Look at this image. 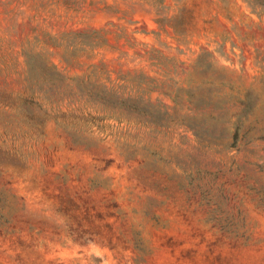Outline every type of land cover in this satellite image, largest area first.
Returning a JSON list of instances; mask_svg holds the SVG:
<instances>
[{"label":"rangeland","instance_id":"rangeland-1","mask_svg":"<svg viewBox=\"0 0 264 264\" xmlns=\"http://www.w3.org/2000/svg\"><path fill=\"white\" fill-rule=\"evenodd\" d=\"M25 52L143 118L21 109ZM0 264H264V0H0Z\"/></svg>","mask_w":264,"mask_h":264},{"label":"trees","instance_id":"trees-1","mask_svg":"<svg viewBox=\"0 0 264 264\" xmlns=\"http://www.w3.org/2000/svg\"><path fill=\"white\" fill-rule=\"evenodd\" d=\"M70 34V33H69ZM74 36L82 37L83 32L71 33ZM87 45L79 38L74 41L72 46ZM56 47L62 48L63 52L71 54L73 51H68L66 45L56 44ZM72 49H77L72 47ZM81 50V48H78ZM26 77L25 82L31 81V70L35 67L40 75V82L46 86L35 84V88L31 85L25 86V89H32L29 94L21 97V109L23 105H36L35 98L42 99L44 102L53 106L56 110L54 119L61 123L63 120L71 126H83V122L89 120H100L104 117H110L117 122L128 121L133 114H138L143 118L145 112L143 103L140 101V96L137 93H132L124 85V80L116 77L109 78L104 69L98 65H92L86 71L79 75L64 76L60 74L55 66L51 63L41 60L37 54L24 53ZM39 59L40 62H35ZM34 81V80H33ZM49 92L48 97H38L46 92ZM139 97V98H138ZM62 110H61V109ZM89 109L92 112L87 111ZM33 109L29 115L33 114ZM108 110H112L110 114H105Z\"/></svg>","mask_w":264,"mask_h":264}]
</instances>
